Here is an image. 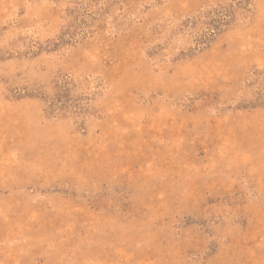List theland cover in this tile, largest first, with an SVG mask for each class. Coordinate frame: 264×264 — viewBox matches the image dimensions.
<instances>
[{
	"label": "rangeland",
	"instance_id": "rangeland-1",
	"mask_svg": "<svg viewBox=\"0 0 264 264\" xmlns=\"http://www.w3.org/2000/svg\"><path fill=\"white\" fill-rule=\"evenodd\" d=\"M0 264H264V0H0Z\"/></svg>",
	"mask_w": 264,
	"mask_h": 264
}]
</instances>
